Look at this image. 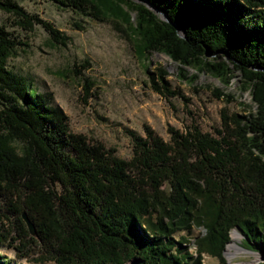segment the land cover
Returning <instances> with one entry per match:
<instances>
[{"label": "trees", "instance_id": "trees-1", "mask_svg": "<svg viewBox=\"0 0 264 264\" xmlns=\"http://www.w3.org/2000/svg\"><path fill=\"white\" fill-rule=\"evenodd\" d=\"M52 1L100 20L122 21L141 61L164 53L191 83L198 71L224 86L239 74L254 110L247 115L222 110L216 135L195 125L168 127L169 140H164L144 124V136L128 132L132 154L120 158L98 139L72 131L52 93L38 91L8 65L24 43L0 25V197L10 204L13 197L21 201L48 259L54 264H203V254L223 259L234 227L244 234L247 248L264 256V0ZM0 11L21 30L40 25L53 43L68 41L16 0H0ZM88 64L84 60L81 67ZM184 67L196 72L187 76ZM146 76L158 95L187 101L171 88L163 67L147 65ZM86 83L88 91L91 83ZM211 91L217 99L232 100L220 87ZM3 218L8 220L0 213V249L25 255L35 239L18 211L15 235ZM193 227L204 232L192 237L191 252ZM0 264L15 262L0 253Z\"/></svg>", "mask_w": 264, "mask_h": 264}, {"label": "rangeland", "instance_id": "rangeland-1", "mask_svg": "<svg viewBox=\"0 0 264 264\" xmlns=\"http://www.w3.org/2000/svg\"><path fill=\"white\" fill-rule=\"evenodd\" d=\"M16 1L27 12L52 23L68 36V41L65 45L53 43L40 25L30 31L21 30L12 16L0 11V25H5L24 43L17 46L8 65L32 82L38 91L52 93L53 103L63 109L72 131L98 139L105 147L113 148L120 158L128 159L132 154L128 132L144 136V124L164 140H169L168 127L184 130L195 125L203 132L216 135L222 110L244 115L254 110L249 92L240 88L239 74L232 84L224 86L210 73L198 71L196 80L191 83L178 75L179 64L164 53L155 52L148 60L141 61L133 48L129 28L122 21L100 20L52 0ZM131 17L134 18V13ZM84 60L89 64L81 67ZM147 65L149 69L158 66L166 69L171 88L179 89L187 101L178 95L165 99L152 91L146 76ZM184 69L187 76L196 72L190 67ZM87 81L91 83L88 91ZM215 87H220L232 100L215 98L211 91ZM13 199L10 204L0 197V213L8 218L3 220L15 235L16 212L22 219L28 215L21 209V201ZM23 222L27 228L24 219ZM203 232L202 227L192 228L188 235L191 252L195 250L192 237ZM28 233L35 242L25 248V255H15L12 247H2L0 253L15 264H54L39 243L37 233L32 235L29 230ZM202 257L203 264H256L264 259L259 251L247 248L238 227L229 232L222 260L208 254Z\"/></svg>", "mask_w": 264, "mask_h": 264}, {"label": "water", "instance_id": "water-1", "mask_svg": "<svg viewBox=\"0 0 264 264\" xmlns=\"http://www.w3.org/2000/svg\"><path fill=\"white\" fill-rule=\"evenodd\" d=\"M154 10H155L156 12H158L164 20H167V21H168L167 17H166L162 12H160V11L157 10V9H154ZM179 34H180L181 36H183V33H179ZM23 219H24V221H25V223H26V225H27V228H28L29 232H30L32 235H36V229H35V226H34L33 222H32V221H31L26 215L23 216Z\"/></svg>", "mask_w": 264, "mask_h": 264}, {"label": "bare ground", "instance_id": "bare-ground-1", "mask_svg": "<svg viewBox=\"0 0 264 264\" xmlns=\"http://www.w3.org/2000/svg\"><path fill=\"white\" fill-rule=\"evenodd\" d=\"M226 252H228V250H226ZM229 264V263H228Z\"/></svg>", "mask_w": 264, "mask_h": 264}]
</instances>
